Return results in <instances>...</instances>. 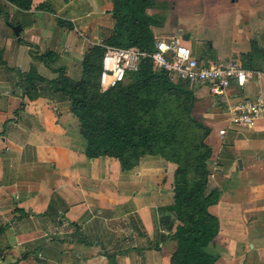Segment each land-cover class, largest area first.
Masks as SVG:
<instances>
[{
	"label": "crops",
	"instance_id": "0c3cea01",
	"mask_svg": "<svg viewBox=\"0 0 264 264\" xmlns=\"http://www.w3.org/2000/svg\"><path fill=\"white\" fill-rule=\"evenodd\" d=\"M44 2L54 9H38ZM204 2L203 20L168 19L154 32L157 39L181 38L200 65L235 59L250 72L244 86L233 80L215 94L206 82L195 94L198 114L212 128L211 183L222 191L210 208L220 230L209 249L219 254L216 264H264V116L253 128L229 124L231 107L264 97V0ZM85 3L32 0L23 10L0 0V264H170L176 247L167 237L178 222L166 210L174 200L176 164L148 155L123 171L117 158L90 159L69 101L23 95L22 74L33 65L48 79L57 76L38 56L54 52L65 63L52 67L64 66L70 76L77 65L78 79L91 46L69 45L72 31L60 23L58 34L41 35L36 23H13V17L39 12L51 24L71 13L86 28L91 20L79 15ZM109 3L102 6L110 9ZM109 9V21L96 19L99 43L114 29ZM18 24L20 38L13 30Z\"/></svg>",
	"mask_w": 264,
	"mask_h": 264
},
{
	"label": "trees",
	"instance_id": "16d2710c",
	"mask_svg": "<svg viewBox=\"0 0 264 264\" xmlns=\"http://www.w3.org/2000/svg\"><path fill=\"white\" fill-rule=\"evenodd\" d=\"M6 1L23 10L32 7V0ZM161 5L165 7L157 0H113V32L85 52L80 78L70 76L64 66L52 67L56 54L47 51L37 59L51 66L57 76L48 79L33 65L22 74L20 86L30 100L49 96L70 102L87 142L88 158H117L123 171L132 170L148 155L176 164L174 200L166 207L168 218L178 222L167 237L176 243L170 264H216L219 254L209 245L219 233L220 220L210 208L222 191L211 183L213 148L208 138L212 128L198 114L195 87L155 67L150 57L143 58L139 69L129 71L116 86L103 90L100 83L105 45L154 49V27L163 22L149 9ZM38 7L52 10L47 2ZM59 23L74 28L63 19Z\"/></svg>",
	"mask_w": 264,
	"mask_h": 264
},
{
	"label": "built area",
	"instance_id": "2783aa9c",
	"mask_svg": "<svg viewBox=\"0 0 264 264\" xmlns=\"http://www.w3.org/2000/svg\"><path fill=\"white\" fill-rule=\"evenodd\" d=\"M150 57L154 66L172 72L197 87L206 82L215 94H224L233 80L244 86L250 72L235 60L220 61L209 66L200 65L190 47L181 38H158L151 52L138 47L105 45L100 83L103 90L124 81L129 71H137L143 58ZM264 67V62H263ZM232 126L253 128L264 116V97L245 99L229 109ZM227 128L220 129L221 135Z\"/></svg>",
	"mask_w": 264,
	"mask_h": 264
},
{
	"label": "rangeland",
	"instance_id": "374dc122",
	"mask_svg": "<svg viewBox=\"0 0 264 264\" xmlns=\"http://www.w3.org/2000/svg\"><path fill=\"white\" fill-rule=\"evenodd\" d=\"M157 1L163 2L165 7H162L161 5L160 8L158 9L155 8V9H152L151 11L152 12L159 11L157 16L160 17L163 24L168 19H170L172 22L174 21V19H177L179 17H186L187 19L193 18L196 21H199V20H203L204 17L206 16L205 11H201L202 6H205L206 4L204 2L205 0H177L175 12L172 10V8L175 6V2H174L175 0H157ZM89 2L90 3H85L83 6L80 7L82 13L79 14L80 16H84L85 18H88L89 20H91V23L86 28L82 27V23L80 20L71 19L70 15H73L72 17H75L76 14L64 13L63 15H59L60 16L59 18H61L59 20H62V19L66 20V22L74 26V28L71 30L72 32L70 33V35H67L68 36L67 41L69 45L73 47H77L81 45V43L88 44V47L89 46L93 47L96 44H101L98 42L99 40L97 39V37H95L97 27H99V23L96 22V19L101 16L102 20L103 19L106 21L110 20L109 19L110 16L106 13V11L109 8L106 6L105 7L102 6V5L109 3L108 0L106 1L105 0H89ZM103 2L105 4H103ZM110 3H112V0H110ZM110 3L109 5L111 6ZM50 7H53V6L50 5ZM111 10L112 8L109 9V12ZM3 11L6 14L7 10L4 9ZM65 15L68 16L66 19H64L66 17ZM59 20L57 22L54 20L50 24V21L47 20V14L36 12L30 15H23L22 13L17 12L16 16L13 17L12 21L13 23H16V22L26 23L28 21H32L36 23L35 31L37 32V34L44 35V34L49 33V31H51L52 33L58 34L59 30H61L59 27ZM79 29L82 30V32H79L80 31ZM68 32L69 31L67 30V33ZM62 63H65V62L55 61L53 62V65H56V64L63 65ZM80 73H81V70H80ZM78 74H79V69L77 68V65H75L71 69V76L74 75L73 77L76 78V75L78 76Z\"/></svg>",
	"mask_w": 264,
	"mask_h": 264
},
{
	"label": "water",
	"instance_id": "95a60500",
	"mask_svg": "<svg viewBox=\"0 0 264 264\" xmlns=\"http://www.w3.org/2000/svg\"><path fill=\"white\" fill-rule=\"evenodd\" d=\"M13 30H14L15 34L19 37L20 36V32L22 30V26L19 25V24L18 25H15V26H13ZM185 38L186 39L189 38V34H186V37Z\"/></svg>",
	"mask_w": 264,
	"mask_h": 264
}]
</instances>
